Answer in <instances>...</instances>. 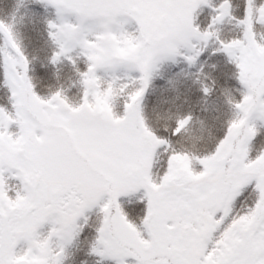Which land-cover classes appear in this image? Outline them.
I'll use <instances>...</instances> for the list:
<instances>
[{"label": "snow or ice", "instance_id": "snow-or-ice-1", "mask_svg": "<svg viewBox=\"0 0 264 264\" xmlns=\"http://www.w3.org/2000/svg\"><path fill=\"white\" fill-rule=\"evenodd\" d=\"M13 2L0 19V264H264L259 21L249 30L229 0L0 8ZM21 10L41 57L17 42ZM157 80L171 94L154 96V121ZM193 101L212 103L208 137L187 135L204 126Z\"/></svg>", "mask_w": 264, "mask_h": 264}, {"label": "trees", "instance_id": "trees-1", "mask_svg": "<svg viewBox=\"0 0 264 264\" xmlns=\"http://www.w3.org/2000/svg\"><path fill=\"white\" fill-rule=\"evenodd\" d=\"M253 4L252 0H247V6L249 7L250 4ZM230 8H231V13L233 17L237 16H242L244 18V22L247 24L249 30L252 28V21L258 20L257 18L250 19L249 15H245V0H229ZM257 5H263L262 3L257 4ZM7 7V6H6ZM15 9V2L12 3L11 8L8 9V11H5L4 8H0V19H3L6 23H11L12 22V17H11V12L12 10ZM23 13V10L18 12L16 14V25H17V30H14L16 37H17V42L21 43L24 51L26 54L29 56V58L36 56V57H41L42 53L40 51V37L36 36L35 34H32V38L29 39V33L28 29L31 27V21L28 17H24L23 20H21V15ZM232 22H226L222 28V31L225 35L232 36L238 33L239 29L235 25L237 21L231 20ZM259 21V20H258ZM260 30L262 31L264 35V24H261L260 22L256 23L255 25V33ZM4 49V45L2 42H0V52H2ZM215 61L209 60L208 64L204 68V73L201 75V80H203L205 83H211V78L214 77L217 74V69L213 67V64ZM178 69L168 66L163 72L162 75L167 78L168 76H171L174 72H176ZM190 83V79H189ZM157 88L155 91V94L150 93L149 94V99L147 101L149 108L148 112L150 117L155 121L157 119L156 113L152 112V103L154 96L155 97H167L171 93L166 91L165 88L167 86L165 85V88H161L160 85L164 84V81L157 80L156 82ZM224 87H227V85H223ZM221 85H218L217 88L219 89ZM193 106L196 109L197 115L204 121V126L202 127L201 123L199 121H194L191 128L189 129L188 136L196 138V137H208L213 129L210 127L213 123V116L215 113L212 111V103L211 101L207 105L208 111L204 112L200 110V106L195 105V102L193 101ZM168 105L162 104L160 105L159 112L161 115L167 109ZM160 124L163 125L164 121L161 119Z\"/></svg>", "mask_w": 264, "mask_h": 264}, {"label": "rangeland", "instance_id": "rangeland-1", "mask_svg": "<svg viewBox=\"0 0 264 264\" xmlns=\"http://www.w3.org/2000/svg\"><path fill=\"white\" fill-rule=\"evenodd\" d=\"M217 2H219V0H217ZM263 5H257V4H250L249 5V7L247 6V11H248V15H249V18L250 19H253V18H257L258 20H259V22L261 23V24H264V15H259V16H253L252 15V9L253 8H255L257 11H259L260 13H264V3H262ZM245 9H246V7H245ZM229 22H232L231 20L229 21ZM225 24V23H224ZM223 24V25H224ZM237 24V22L235 23V25ZM223 25L221 26V27H223ZM262 31H260V30H258L257 31V33H255V35H256V38L258 39V40H262V41H264V35H263V33H261ZM168 67V65H165L164 67H162L161 69H160V71H161V74H162V72L166 69ZM178 71V70H177ZM88 264H94V261H93V259L92 258H89V261H88Z\"/></svg>", "mask_w": 264, "mask_h": 264}, {"label": "flooded vegetation", "instance_id": "flooded-vegetation-1", "mask_svg": "<svg viewBox=\"0 0 264 264\" xmlns=\"http://www.w3.org/2000/svg\"><path fill=\"white\" fill-rule=\"evenodd\" d=\"M89 261V260H88Z\"/></svg>", "mask_w": 264, "mask_h": 264}]
</instances>
